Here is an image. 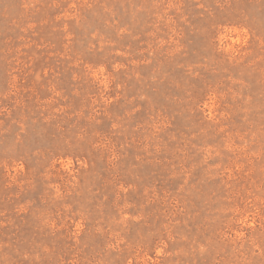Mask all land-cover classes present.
<instances>
[{
	"label": "rangeland",
	"instance_id": "1",
	"mask_svg": "<svg viewBox=\"0 0 264 264\" xmlns=\"http://www.w3.org/2000/svg\"><path fill=\"white\" fill-rule=\"evenodd\" d=\"M0 264H264V0H0Z\"/></svg>",
	"mask_w": 264,
	"mask_h": 264
}]
</instances>
